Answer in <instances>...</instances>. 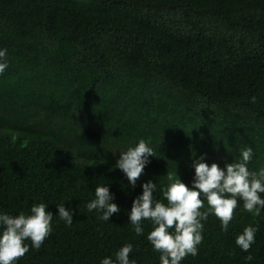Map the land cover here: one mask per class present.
Instances as JSON below:
<instances>
[{"label": "trees", "instance_id": "1", "mask_svg": "<svg viewBox=\"0 0 264 264\" xmlns=\"http://www.w3.org/2000/svg\"><path fill=\"white\" fill-rule=\"evenodd\" d=\"M0 49V211L44 202L54 215L18 264H100L125 243L137 264H160L150 222L144 236L127 224L141 182L187 184L193 158L222 167L245 146L249 169L264 167V0H0ZM141 138L156 155L131 191L114 163ZM101 184L121 209L109 222L85 207ZM249 225L245 253L235 239ZM203 235L181 264H264V212L237 208L227 232L209 215Z\"/></svg>", "mask_w": 264, "mask_h": 264}, {"label": "clouds", "instance_id": "2", "mask_svg": "<svg viewBox=\"0 0 264 264\" xmlns=\"http://www.w3.org/2000/svg\"><path fill=\"white\" fill-rule=\"evenodd\" d=\"M6 52V49H0V74L8 67L4 59ZM151 144V138H141L119 152V158L115 160L114 168L121 171L131 191L137 188L145 168L151 163L150 158L156 155ZM237 151L232 162L224 161L222 167L215 162L209 164L205 156L193 158V176L187 184L171 173L166 174V184L154 183L151 179L139 184L141 191L126 213L127 224L137 236H144L143 222H150L152 228L146 239L153 251L160 254V264H181L185 257L197 256L198 246L204 240V222L209 215L215 216L221 230L227 232L237 208L254 217L264 212V167L249 169L254 155L250 146ZM71 152V148L66 150V158L73 161ZM158 191L163 200L156 198ZM94 197L85 207L88 212H98L99 220L109 222L120 213L109 185H97ZM48 208L46 203L39 202L33 203L27 214L22 211L12 215L0 211V264H18L30 250L26 241L31 242L32 249H40L53 230L54 215ZM55 208V216L66 226H71L76 210L66 207L65 203ZM258 231V227H245L236 236V246L248 253L256 242ZM133 250L132 243H125L114 253V258L106 256L100 264H137L135 259H130ZM244 259L251 261L253 257L249 254Z\"/></svg>", "mask_w": 264, "mask_h": 264}, {"label": "rangeland", "instance_id": "3", "mask_svg": "<svg viewBox=\"0 0 264 264\" xmlns=\"http://www.w3.org/2000/svg\"><path fill=\"white\" fill-rule=\"evenodd\" d=\"M159 184V183H158Z\"/></svg>", "mask_w": 264, "mask_h": 264}]
</instances>
